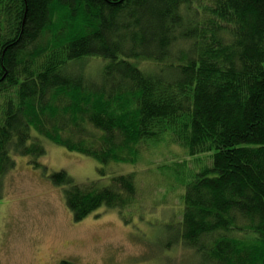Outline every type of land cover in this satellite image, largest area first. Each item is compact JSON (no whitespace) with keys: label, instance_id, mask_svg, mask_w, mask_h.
Listing matches in <instances>:
<instances>
[{"label":"trees","instance_id":"16d2710c","mask_svg":"<svg viewBox=\"0 0 264 264\" xmlns=\"http://www.w3.org/2000/svg\"><path fill=\"white\" fill-rule=\"evenodd\" d=\"M46 144L99 164L83 183L43 166L76 223L129 220L141 177L110 166L144 145L213 152L176 180L163 246L188 253L178 264H264V0H0V207L16 157L39 168Z\"/></svg>","mask_w":264,"mask_h":264},{"label":"rangeland","instance_id":"374dc122","mask_svg":"<svg viewBox=\"0 0 264 264\" xmlns=\"http://www.w3.org/2000/svg\"><path fill=\"white\" fill-rule=\"evenodd\" d=\"M82 62L77 70L82 67L83 73L92 75L103 64L90 58ZM152 65L139 63L142 69ZM46 145L39 168L28 157L18 156L16 167L5 176L0 264H60L65 259L75 264H178L190 259L175 242L173 249L163 246L166 227L181 220L185 186L179 182L211 165L213 152L189 158L179 146L144 145L135 164L110 166L115 175L132 171L141 177L137 201L126 210L131 223L107 209L76 223L62 186L51 182L43 166L65 171L83 183L97 178L99 164L55 144Z\"/></svg>","mask_w":264,"mask_h":264}]
</instances>
